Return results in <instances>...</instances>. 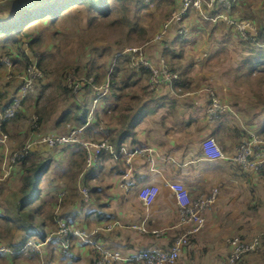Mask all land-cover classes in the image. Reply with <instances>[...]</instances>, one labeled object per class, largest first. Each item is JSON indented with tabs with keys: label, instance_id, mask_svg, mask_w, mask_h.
Masks as SVG:
<instances>
[{
	"label": "rangeland",
	"instance_id": "1",
	"mask_svg": "<svg viewBox=\"0 0 264 264\" xmlns=\"http://www.w3.org/2000/svg\"><path fill=\"white\" fill-rule=\"evenodd\" d=\"M11 1L16 5L15 8L10 11L5 7L3 11H0V21L11 20L15 17L14 11H18V9L23 11L34 9L50 0H0V5ZM131 1L126 0L124 9L128 10L126 13L129 19L136 23L134 29H129L126 25L110 24V19L98 18L96 14L89 13L85 7L80 5L72 8L69 11L70 13L66 15L67 17H62L53 23L44 19L36 22L31 26V35L28 38L20 37L17 33L8 36L0 35V94L5 93L7 97L12 95L30 64L35 65L37 71L42 74V78L35 82L33 91L21 101L22 105L18 108V112L16 111L17 113L13 117L5 121L4 131L1 130L3 123L0 121L2 124L0 126V138L2 139L0 141L1 175L5 176L11 171V166H14V164L11 163L10 157L33 136L62 135L63 126L66 129V124H71L74 121L76 107L81 101L79 96L81 95L84 103L86 102L83 109H86L89 104H87L91 95L89 90L81 89L78 92L75 84L77 80L75 79L85 77V73L94 65L101 80L100 83H103L107 64L110 59L113 60L117 51L142 47V58L152 68L157 69L165 64L168 68L175 69L178 79H186L189 84L188 87L181 88L177 86V93L194 92L198 89L206 90L208 103L212 97L219 104L225 106L227 111L235 112L237 119L243 121L241 126L247 127L249 123L246 122L251 121L252 113L264 106V73L257 71L248 73L246 69L242 68L241 61L246 54L244 42L254 41L260 35L259 28L264 27V0H237L239 2L234 3L235 8L230 13L228 11V15H231L233 19H243L242 21L252 23L254 31L244 36L239 34L234 27L227 25V23L215 22V19L203 23V20L208 17V13L190 12L185 21L181 22L186 28L189 26L194 30H200V38H198L200 40L194 46L191 44L186 47L183 46L182 50L181 47L170 44L169 50L174 52L172 63L176 66H170L172 63L167 60L166 56L168 54H161L159 44L168 37L173 38L178 35L177 31L180 25L175 23L172 27L170 26L172 13L178 8V1L151 0L148 6L140 5V10L136 16L134 15L135 6ZM118 3L110 0L112 7H115ZM140 28L144 30L143 35L138 30ZM174 44H178L177 39ZM164 46L168 48L169 44H164ZM192 59L194 61L196 59V62L199 59L198 61L201 62L190 63ZM188 64H190L189 67L186 66ZM150 72L147 82L142 79L143 81L139 84L131 85L126 89V96L120 100V106H124L125 103H132L130 97L134 93L137 95L142 93V87H145V84L151 93L156 94L164 89V86L151 89L149 85ZM82 81L79 80V84ZM207 90L211 91L212 96ZM112 93L113 91L110 88L109 92L100 98V106L103 107L106 103L105 97ZM14 98L18 99L17 95ZM65 113H68V115L62 118ZM244 115H248V117L243 120L241 118ZM101 116L103 117L101 119L103 126L120 127L121 120L117 113L108 115L107 111ZM37 117L42 118L40 123L37 121ZM69 117H71L70 122ZM59 120H61V125H57ZM108 121L112 124H108ZM72 125L74 124L68 126L67 129L71 128ZM252 133H256L264 139V134L256 131ZM246 136L244 135L236 143V146ZM66 145H58L52 148V154L58 160V170L47 173L40 183V187H42L41 196L46 201L54 202L52 197H55V200L65 199L64 202L63 200L60 201L63 202L62 204L59 202L61 206L57 214L74 207L77 197V194H75L77 192L76 183L81 179V171L83 170H80L78 164L81 162V158L68 160L67 155L69 153L64 152ZM37 149L33 151L29 161L36 162L41 157L46 158L51 154L50 149H42V147ZM7 161L9 164H7ZM84 166L86 168V165ZM62 169H67L66 173H68L59 174ZM86 170L88 169L86 168ZM86 174L88 175L89 172ZM93 175L99 177L98 169L93 170ZM11 176L13 177L8 179L9 185L7 178L0 179V247L7 248L10 251V253L4 252L6 255L0 260V264H45L46 261L57 263L55 260L50 259L49 253L45 259L42 258L39 251L40 246L37 251H33L34 249L26 250V254H22L20 257L11 254L12 249L8 248V245H14L22 236L21 230L8 227L7 221L2 218V215L6 214V211H3L4 207L9 209L12 206H9L8 203L11 204L12 199L19 200L18 197H15L13 185L19 182L20 176H16V172L10 174L8 178ZM52 183H56L53 189L51 188ZM92 184L95 185V183ZM58 188L64 189L60 196L57 191ZM53 205L55 206V204ZM44 209L48 210V208ZM253 214L255 215V213ZM9 217L15 222L12 212L9 213ZM35 225L41 229L39 219H35ZM66 225L69 228H77V226L82 227L84 223L75 222L73 224L66 223ZM57 227L58 222H50L49 232H56ZM256 236L261 239V248L259 251L247 255V257H256L264 252V231L254 235H242V233L230 235V237L246 239ZM92 237H90L91 243L86 245L94 248L86 247L94 251L98 245ZM230 237L226 239V244ZM46 243L44 242V244ZM50 246L49 250L52 254L58 253L54 249V245L51 244ZM225 259L226 257L221 260L222 264ZM185 262L188 264V261L185 260ZM81 264L84 263L81 262Z\"/></svg>",
	"mask_w": 264,
	"mask_h": 264
},
{
	"label": "crops",
	"instance_id": "2",
	"mask_svg": "<svg viewBox=\"0 0 264 264\" xmlns=\"http://www.w3.org/2000/svg\"><path fill=\"white\" fill-rule=\"evenodd\" d=\"M177 1L178 4L179 0ZM203 23L208 22L203 20ZM173 25L174 23L170 26ZM191 30L193 34L185 47L189 44L194 46L200 40L198 38L201 31ZM159 47L162 54V45L159 44ZM198 60L197 62H201ZM197 62L192 59L190 63ZM186 66L189 67L190 64ZM154 96L153 100L160 101V104L138 124L133 139L124 143L130 153L136 148L147 149L149 153L143 156L134 154L129 166L123 165V156L120 157L121 166L117 165V158H109L103 172L96 177V182L94 179L91 181L99 187L101 203L98 205L90 195V201L81 209L79 189L87 186L84 181L89 180L84 166L81 179L76 183L77 197L74 207L68 208L64 213L72 214L70 217L73 223H84L77 228L87 233L94 231L92 238L100 248L118 255L119 259L111 260L110 264H135L124 260L135 256L141 250L165 248L172 239L185 231V226L179 221L170 184L184 185L193 198L208 195L211 189L217 188L215 201L204 212L203 229L189 238L181 253V259L184 258L188 264H222L221 260L229 251L225 241L230 235H254L264 231V171L257 174L242 170L231 160L233 148L244 135L253 131L264 134V106L252 113L251 121L246 122L249 124L244 127L241 126L243 121L238 120L236 113L231 111H226L210 122L205 114L208 95L204 89L180 94L172 87H164ZM106 105L105 103L103 107ZM101 108L99 105V116L103 119L101 115L104 110ZM247 117L248 115H244L241 119ZM4 124L5 122L1 129L3 131ZM108 128L117 129L113 126ZM207 137H213L218 142L224 154L223 159L211 161L203 155L201 145ZM50 151L52 158L56 160L52 150ZM10 170L5 176L0 174V179L7 178L8 185V179L13 177L8 178L10 174L16 172V176H20L22 173L15 164ZM121 170L123 173L120 174ZM18 180L13 185L15 197L20 186V179ZM144 185H154L159 190L149 206H144L137 195L139 188ZM55 186L56 183H52V187ZM12 201L11 204L8 203L9 206L18 202L13 199ZM60 206L55 208L54 215ZM5 210L4 207L3 211ZM99 211L103 213L98 218ZM60 219L55 216L53 222ZM153 231H159L160 234L155 235ZM53 242L58 244L56 254L60 253L57 256L52 255V259L57 262L53 264L95 263L97 252L90 249L94 247L86 245L80 239L71 238L70 248L66 253L61 252L58 241ZM39 246L40 254L45 259L48 249L44 243ZM242 260L239 264H264V252L256 257L246 255Z\"/></svg>",
	"mask_w": 264,
	"mask_h": 264
},
{
	"label": "built area",
	"instance_id": "3",
	"mask_svg": "<svg viewBox=\"0 0 264 264\" xmlns=\"http://www.w3.org/2000/svg\"><path fill=\"white\" fill-rule=\"evenodd\" d=\"M6 1V0H5ZM140 1L143 4H148L149 0H132ZM237 0H180L178 8L174 10L171 16L170 24L177 23V34L182 37H186L188 34V28H186L181 21L186 13L190 11H199L203 13L213 12L208 18L213 21L215 19L222 20L227 25L234 27V29L241 35H247L251 31H254L252 23L245 21H238L228 15V11L231 5ZM181 22V23H180ZM169 24V25H170ZM252 39V38H251ZM142 47L130 48L115 53L114 59L121 56H125L129 62L131 70H138L139 68H145L151 71V78L149 85L151 89L157 88V86L171 87L172 83L178 79L177 72L168 68L165 64L160 68L154 69L150 64L142 58ZM42 78V74L37 71L35 65L30 64L26 69L24 76L19 84L17 90V97L8 105L0 104V121L3 123L7 119L13 117L20 107V102L26 95L31 93L34 89L35 82ZM69 79V76H68ZM70 80V79H69ZM77 85V91L81 89H88L89 102H87L86 109H83L85 113V122L81 127H72L69 129L67 135L47 134L44 136H33L26 143L23 144L20 150H17L10 157L12 164H16L21 159L26 157L36 146L45 144L48 147H56L58 145H77L85 153V165L86 168L93 169L99 165V155L101 153H109L116 158V154L110 142L109 128L101 124L102 121H98L96 127L85 135L83 134L85 128L96 121V116H99V101L103 95H106L110 89V82L108 78L103 83L96 84L95 78L75 79ZM79 80L81 82L79 84ZM78 91V92H79ZM153 91V90H152ZM209 94L212 93L207 90ZM80 98V97H79ZM227 108L219 104L216 99L211 97L209 106L206 108V115L209 121H213L220 115L225 113ZM0 126L2 124L0 123ZM94 132V133H93ZM99 135V136H98ZM98 136V138H97ZM0 141L2 139L0 138ZM201 151L203 155L213 161L224 158V154L219 148L216 140L213 137H207L203 140L201 145ZM149 151L147 149L136 148L131 153L129 149L123 147L121 149V156H123V165H131V160L134 154L146 155ZM123 154V155H122ZM150 159L149 156H147ZM232 162H234L239 168L254 173H261L264 171V139L256 133H247V136L238 146L233 148V154L231 156ZM177 206V212L180 223L185 226V231L176 236L173 239L172 245L167 248H152L139 251L135 256L125 259L126 262H133L135 264H186L181 259V253L183 248L188 244L189 238L200 233L204 227L205 218L204 212L210 209L211 205L216 199L217 188L211 189L208 195H199L197 198H193L188 189L180 183H172L169 185ZM159 190L154 185H144L138 190V199L144 206H149L153 203L157 197ZM79 194L82 202L87 203L90 201V188L88 186H82L79 189ZM58 227L56 232L49 233L42 242L41 233L37 231V236L34 239H30L24 247L21 249L23 254H26V250L34 249L37 251L39 245L44 242L58 241L61 251L66 253L69 249V240L71 238H77L85 243H91L90 237L95 233L94 231L87 233L84 230L68 227L63 220H57ZM155 235H159V231H153ZM41 241V242H40ZM227 244L229 251L223 264H238L242 258L246 255L253 254L260 250L262 242L259 236L252 237L250 239L242 237H230ZM97 252L94 264H110L111 260H118L117 254H110L104 251L99 246L95 247ZM0 252L10 253L7 248L0 247ZM11 254H13L11 252ZM45 264H53L52 262H45Z\"/></svg>",
	"mask_w": 264,
	"mask_h": 264
},
{
	"label": "trees",
	"instance_id": "4",
	"mask_svg": "<svg viewBox=\"0 0 264 264\" xmlns=\"http://www.w3.org/2000/svg\"><path fill=\"white\" fill-rule=\"evenodd\" d=\"M111 1H117L119 2L115 7H112L110 5V0H50L48 2L43 3L42 5H39L36 8L32 9H26L23 11L22 9H18V11L15 12V17L11 20L7 21H0V35H11L12 33H17L20 35V37L28 38L31 33V26L35 24L38 21L41 20H49L52 23L57 21L58 19L62 17H67L66 15L70 13L69 11L77 6L82 5L85 7V9L91 13L96 14L98 18L101 19H110V24H118V25H126L129 29H134L136 27V23L131 21L124 9V3L126 0H111ZM131 1V0H130ZM133 2V5L135 6L134 9V15H137V12L140 10V1H131ZM236 2L234 1L231 5V8L229 10V13L235 8ZM179 5V3H178ZM16 5L13 4V2L5 3L0 5V11H3V9L6 7L7 9H13ZM178 7V6H177ZM192 12V11H190ZM186 13V15L183 17L182 20L185 21L187 16L190 14ZM14 14V13H13ZM213 12H210L208 14V17L212 15ZM231 16V15H230ZM201 17V16H200ZM204 19L205 21H211V18ZM238 21H242L243 19L239 20L235 18ZM248 20V19H247ZM257 20V19H256ZM183 21V22H184ZM224 23L222 20L218 19L215 22ZM250 21V20H249ZM227 26V25H226ZM230 27V26H229ZM188 28V34L186 37H182L177 35L173 38H166V40L160 42L162 45V54H168L167 60H170L171 63L173 62L172 59L174 52H171L169 50L170 44L177 45L179 48L181 47V50L183 46L186 45L188 40L191 39V35L193 34V30H191V27ZM260 35L254 40V41H247L244 42L246 48H244V51H246V54L242 57L241 61L243 64L244 69L247 70L248 73L257 71L259 73H264V27H260ZM141 35H143L144 30L142 28L138 29ZM178 40V44H174V41ZM164 44H169L168 48L164 46ZM118 52V51H117ZM169 62V61H168ZM170 64V63H169ZM170 66H176L174 63L170 64ZM240 67V66H239ZM238 67V68H239ZM175 71L174 68L171 67ZM95 78L96 84H100L101 80L99 79V75L96 72V68H94V65L91 66V68L88 69V71L85 73V78ZM149 77V71L145 68H139L136 71H132L129 67V62L125 56H121L119 58H116L113 60L110 59V61L107 64V67L104 71V80L108 78L110 82V88L113 91L112 94L105 97L106 106L102 107L101 109L104 110V112L108 115L112 113H117L120 118V127L116 130L110 129V142L111 145L116 153V158L111 156L109 153H101L99 155V165L97 168L86 170V173L89 172L87 175L89 177L88 181H84V184L87 185L90 188V195L95 198V202L99 205L101 203L100 196L98 195V188L96 185L92 184V180L96 179L98 175H93V170L98 169L99 173L103 172V167L106 164V161L109 158H114L117 160V165L121 166V149L124 146V143L127 142L128 139H133L135 136V129L138 126V124L143 120V118L153 113V110L160 104L156 100H153L154 92H150L147 89V85L145 84V87H142V93L140 94H133L132 97H130L129 104H126L124 106H120V100L123 99V97L126 96V89L131 85H137L143 80L147 82ZM102 79V80H103ZM143 79V80H142ZM188 83L186 82V79L183 78L177 79L172 83V89L176 90V87L185 88L188 87ZM19 87V85H18ZM18 87H16L15 91L12 95L8 96L5 93L0 94V104L5 106L10 103H12L15 100V96L17 95ZM65 89V88H64ZM86 89V88H85ZM7 98V99H6ZM79 105L76 107V111L74 113V121L71 124L72 127H81L85 122V113L82 111V109L85 107L86 102L84 103L83 97H80ZM23 101V100H22ZM135 101L136 103H134ZM21 103V102H20ZM209 103H207L206 108L209 106ZM22 105V103L20 104ZM99 110V109H98ZM18 112V111H17ZM16 112V113H17ZM81 114V115H80ZM68 115V113H65L62 118H65ZM79 116V117H78ZM96 121L89 124L84 131L85 133L92 131L98 121H101L100 116H96ZM37 121H41L42 118L37 117ZM69 122L71 117L68 118ZM62 120V119H61ZM61 120L57 122V125H61ZM70 123L66 124V129L68 126L71 125ZM5 126V124H4ZM63 126V125H62ZM71 127V128H72ZM4 128V127H3ZM63 126L62 135H67L69 132V129L66 130ZM131 139V140H132ZM42 147L46 148L48 147L45 144H40L35 147ZM54 147H49L50 150H52ZM33 149V151L35 150ZM33 151H31L26 157L21 159L19 162L15 164V166L18 164V166L21 169V175L19 177L20 179V186L17 189V197L18 202L16 205L6 208V214L4 216L2 215V218L7 221V226L10 228H16L22 231V236L19 238L18 242L14 245H8L10 249H12V253L15 254L16 257L22 256L21 249L24 247V245L30 240L34 239L37 236V231H40L41 234V240L44 241V238L50 233L49 232V223L53 222V218L59 217L60 220H63L67 224L73 223V219H71L72 214L68 213H59L54 215L53 212L55 208L58 209L60 206L61 200H55L54 202L46 201L41 196L42 187H40V183L43 180L44 176H46L47 173L54 172L55 170H58V160H54L52 158V155L50 154L48 157L39 159L38 161H29V158L31 157ZM37 151V150H36ZM65 153H69L67 155L68 160H76V158H81V162L78 163L80 166V170L83 169V166L85 164V153L81 148H79L77 145H66L64 148ZM121 160V161H120ZM51 161V162H50ZM65 167V166H64ZM67 169H62L61 175L67 174ZM122 171V170H121ZM120 174L123 173V171ZM96 182V181H95ZM97 187V188H96ZM53 189V187H52ZM59 196L63 189L58 188ZM76 194V192H75ZM53 196V195H51ZM60 202V203H59ZM79 202L81 204V209L84 207V202L79 198ZM32 204V205H31ZM55 204V206L53 205ZM44 208H48V210H45ZM84 209V208H83ZM12 212V215L15 217V222L12 218L9 217V213ZM101 211L98 213V218L101 216ZM71 216V217H70ZM87 217V214L85 215ZM35 219H39L41 222V226L37 227L35 225ZM30 237V238H28ZM41 242V241H40ZM70 242L69 240V248H70ZM173 239L170 241L169 245L167 247H170L172 245ZM48 243V244H47ZM46 248L48 249V253L50 259L52 260V252L50 249V245H54V249L57 248L58 244L50 241L47 242ZM165 247V248H167ZM59 250V248H58ZM60 251V250H59ZM93 251V250H92ZM4 252H0V260L5 257Z\"/></svg>",
	"mask_w": 264,
	"mask_h": 264
}]
</instances>
